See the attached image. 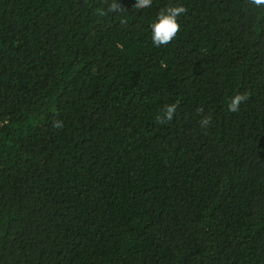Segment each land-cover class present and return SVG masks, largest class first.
<instances>
[{"label": "trees", "instance_id": "16d2710c", "mask_svg": "<svg viewBox=\"0 0 264 264\" xmlns=\"http://www.w3.org/2000/svg\"><path fill=\"white\" fill-rule=\"evenodd\" d=\"M116 2L0 0V264H264V7Z\"/></svg>", "mask_w": 264, "mask_h": 264}, {"label": "clouds", "instance_id": "9594fccd", "mask_svg": "<svg viewBox=\"0 0 264 264\" xmlns=\"http://www.w3.org/2000/svg\"><path fill=\"white\" fill-rule=\"evenodd\" d=\"M250 3L256 7H264V0H250ZM153 0H137L135 9H145L151 8ZM125 9L121 7L120 4L113 0L106 11H102L101 15H107V13H118L123 12ZM188 9L184 5H169L165 8H162L156 18L155 22L150 25L151 27V40L156 47L167 46L169 45L180 33L181 23L180 17L187 13ZM124 22L123 20L121 21ZM249 99V94L247 92L239 93L232 96L228 103V110L230 112H238L240 110V105L247 102ZM178 105L176 103L166 104L162 114H159L155 117L156 121L159 124L169 123L173 120ZM202 113L203 109H199ZM212 116L208 114L204 116L201 121V127H206L211 123Z\"/></svg>", "mask_w": 264, "mask_h": 264}]
</instances>
